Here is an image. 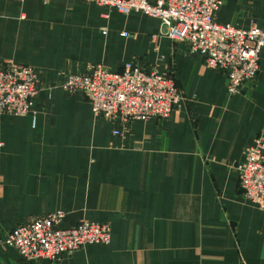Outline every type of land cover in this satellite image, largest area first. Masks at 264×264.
Instances as JSON below:
<instances>
[{
    "label": "crops",
    "instance_id": "1",
    "mask_svg": "<svg viewBox=\"0 0 264 264\" xmlns=\"http://www.w3.org/2000/svg\"><path fill=\"white\" fill-rule=\"evenodd\" d=\"M212 18L264 27V0H220ZM6 60L34 68L37 93L33 113H0V238L56 208L60 225L106 221L110 236L55 260L0 242V264H264V209L241 195L234 167L264 135V44L254 78L227 95L222 71L163 35L154 16L91 0H0ZM125 61L157 68L181 98L166 118L113 134L112 119L58 82Z\"/></svg>",
    "mask_w": 264,
    "mask_h": 264
},
{
    "label": "built area",
    "instance_id": "2",
    "mask_svg": "<svg viewBox=\"0 0 264 264\" xmlns=\"http://www.w3.org/2000/svg\"><path fill=\"white\" fill-rule=\"evenodd\" d=\"M123 14L140 11L158 18L160 32L185 43L188 52L199 54L210 68L222 71L227 95L240 90L243 82L254 78L264 44V27L250 23L237 27L213 20L220 0H91ZM105 29H101L104 33ZM126 35L125 31L120 32ZM37 74L33 67L6 60L0 63V113H33L37 93ZM67 93H83L93 115L114 121L113 134L132 120L165 118L181 94L172 78L157 68H143L125 61L119 68L100 63L86 64L80 72H67L58 82ZM264 135L258 134L235 164L241 195L264 209ZM64 210L41 213L14 224L0 242L12 246L29 260H55L79 246L106 243L109 223L82 218L69 226L60 225Z\"/></svg>",
    "mask_w": 264,
    "mask_h": 264
},
{
    "label": "rangeland",
    "instance_id": "3",
    "mask_svg": "<svg viewBox=\"0 0 264 264\" xmlns=\"http://www.w3.org/2000/svg\"><path fill=\"white\" fill-rule=\"evenodd\" d=\"M177 86V85H176ZM166 118V117H165ZM264 151V150H263Z\"/></svg>",
    "mask_w": 264,
    "mask_h": 264
}]
</instances>
